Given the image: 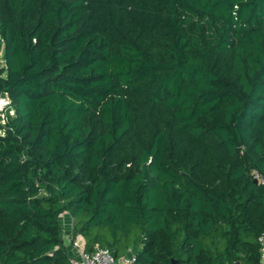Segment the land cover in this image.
Returning <instances> with one entry per match:
<instances>
[{"label": "trees", "instance_id": "obj_1", "mask_svg": "<svg viewBox=\"0 0 264 264\" xmlns=\"http://www.w3.org/2000/svg\"><path fill=\"white\" fill-rule=\"evenodd\" d=\"M0 47V264H72L64 212L133 264L258 263L264 0H0Z\"/></svg>", "mask_w": 264, "mask_h": 264}, {"label": "built area", "instance_id": "obj_2", "mask_svg": "<svg viewBox=\"0 0 264 264\" xmlns=\"http://www.w3.org/2000/svg\"><path fill=\"white\" fill-rule=\"evenodd\" d=\"M14 106L12 104V100L7 93L0 94V122L3 124H7L10 117L7 115V111ZM0 133L4 134V130L0 129ZM254 178L258 180L260 183H264V178L256 171L253 172ZM73 230L69 234L72 239V247L75 252L70 255V259L72 264H133L137 258V251L134 249H129V251L123 255L116 256L113 251L109 248L102 247L100 245H96V247L92 251H86L85 247V238L84 236L75 231V228L72 227ZM76 232V234H75ZM259 241V252L260 259L257 264H264V231L258 237Z\"/></svg>", "mask_w": 264, "mask_h": 264}, {"label": "rangeland", "instance_id": "obj_3", "mask_svg": "<svg viewBox=\"0 0 264 264\" xmlns=\"http://www.w3.org/2000/svg\"><path fill=\"white\" fill-rule=\"evenodd\" d=\"M5 64V60L3 58V49L2 47H0V68L2 66H4ZM14 114V108L11 107L8 111H7V115L8 116H12ZM68 216V217H67ZM63 220V221H62ZM71 224H72V221H70V217L69 215L65 214V212L61 215V226H62V229H63V234H64V231L67 232V233H71L73 228L71 227ZM71 238V237H70ZM76 250H73V252H75Z\"/></svg>", "mask_w": 264, "mask_h": 264}, {"label": "crops", "instance_id": "obj_4", "mask_svg": "<svg viewBox=\"0 0 264 264\" xmlns=\"http://www.w3.org/2000/svg\"><path fill=\"white\" fill-rule=\"evenodd\" d=\"M65 214L69 215L70 221H72L71 227H74L75 224V219L70 215V213L65 212ZM68 217V216H67ZM63 221V220H62ZM64 239H65V246L68 249L69 254L71 255L73 253L74 248L72 247V239L70 236L67 234V232L64 231Z\"/></svg>", "mask_w": 264, "mask_h": 264}, {"label": "water", "instance_id": "obj_5", "mask_svg": "<svg viewBox=\"0 0 264 264\" xmlns=\"http://www.w3.org/2000/svg\"><path fill=\"white\" fill-rule=\"evenodd\" d=\"M255 182H258V180H257V179H255Z\"/></svg>", "mask_w": 264, "mask_h": 264}, {"label": "clouds", "instance_id": "obj_6", "mask_svg": "<svg viewBox=\"0 0 264 264\" xmlns=\"http://www.w3.org/2000/svg\"><path fill=\"white\" fill-rule=\"evenodd\" d=\"M3 133H0V135H2Z\"/></svg>", "mask_w": 264, "mask_h": 264}]
</instances>
